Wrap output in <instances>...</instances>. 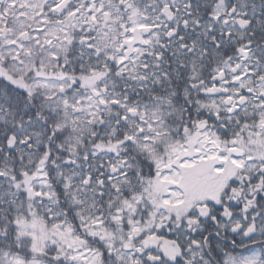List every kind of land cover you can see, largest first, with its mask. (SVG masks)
I'll use <instances>...</instances> for the list:
<instances>
[{"label": "snow or ice", "instance_id": "obj_1", "mask_svg": "<svg viewBox=\"0 0 264 264\" xmlns=\"http://www.w3.org/2000/svg\"><path fill=\"white\" fill-rule=\"evenodd\" d=\"M0 264H264V0H0Z\"/></svg>", "mask_w": 264, "mask_h": 264}]
</instances>
